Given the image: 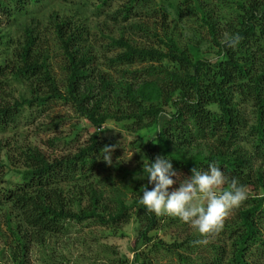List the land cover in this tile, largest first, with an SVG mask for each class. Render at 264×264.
Wrapping results in <instances>:
<instances>
[{
	"label": "trees",
	"instance_id": "trees-1",
	"mask_svg": "<svg viewBox=\"0 0 264 264\" xmlns=\"http://www.w3.org/2000/svg\"><path fill=\"white\" fill-rule=\"evenodd\" d=\"M42 1L0 0V10L4 13L13 8L25 14L29 6ZM115 1L117 7L106 12ZM228 1L230 7L235 5L236 8L226 20L223 31L242 38L235 48L224 43L225 35L220 36L221 25L216 23L219 21L215 22L199 0H194L217 48L215 56L192 55L171 36L161 40L165 49L137 45L118 36L111 38L109 46L119 50L105 57V61L108 68H117L126 80L115 83L98 72L96 88L90 83L94 82L90 77L94 54L86 44L84 25H76L70 18L53 16L55 38L66 61L63 91L52 75L46 53L42 52L38 30L27 25L12 59L0 64V129L14 125L25 107L63 99L71 101L79 114L95 127L119 118V113L121 118L131 119L132 126L138 129L152 125L157 133L153 146L146 152L148 161L154 162L157 156L171 159L179 180L190 177L192 168L203 171L217 163L230 179L237 178L246 187L261 182L263 175L253 168V159L264 160V0ZM151 2L153 0H83L81 6L91 7L97 17L104 15L117 21L120 16L121 21L128 22L138 10L145 14L154 11ZM131 24L142 28L139 22ZM141 63L148 65L142 69H122ZM9 80L26 83L29 96L13 97L12 101L4 95L1 98ZM166 107H172L173 111L166 114ZM98 134L95 130L87 143L77 147L74 153L53 159L46 158L35 147L16 148V157L7 152V159H14L22 167L19 180L11 185H4L6 174L0 162L1 203L16 209L21 222L16 229H11L10 213H5L6 226L15 242L12 257L16 264H24L32 242L42 244L47 235L63 234L66 222L91 221L117 227L132 219L137 224L134 257L118 264H152L137 251L138 242L149 243V233L158 229L164 220L173 224L179 218L157 216L140 203L143 188L154 187L144 167H141L143 179L130 191V203L117 186L109 193L99 191L89 181L85 185L74 183L67 190L62 188L66 182L73 183L75 176L84 172L91 158L97 155ZM243 143L251 149L243 147ZM9 146L0 142V151ZM192 149L195 152H191ZM179 180L173 188L179 187ZM226 224L231 242L230 251L224 254L229 255L225 257L228 260L223 263V259L215 257L195 264H248L246 257L253 247L260 248L264 257L263 196L249 195ZM22 226L27 229L21 233ZM152 246L153 250L176 252L183 242L159 240Z\"/></svg>",
	"mask_w": 264,
	"mask_h": 264
},
{
	"label": "rangeland",
	"instance_id": "rangeland-1",
	"mask_svg": "<svg viewBox=\"0 0 264 264\" xmlns=\"http://www.w3.org/2000/svg\"><path fill=\"white\" fill-rule=\"evenodd\" d=\"M81 1L83 0H43L29 6L25 14L13 8L6 10L7 13L0 10V64L12 59L14 48L18 47L24 28L29 25L38 30L42 52L46 53L52 75L59 89L63 91L67 75L66 61L55 38L54 15L70 18L72 23L85 26L86 44L94 54L90 76L94 81L90 82L94 86L92 88H96L98 72L107 75V78L115 83L126 80L117 72V68H108L105 61V57L112 56L119 50L109 46L111 38L118 36H123L137 45H152L162 49L165 48L161 40L171 36L181 48H187L192 55L203 58L215 56L217 48L212 43L207 24L193 4L194 0H153L151 3L154 11L145 14L138 10V14L128 22L121 21L120 16L117 21L104 15L97 17L91 7L81 6ZM116 2L112 3L106 12L113 11L117 7ZM199 3L211 14L214 21H219L215 22L222 27L220 36L225 35V22L236 6L230 7L231 2L228 0H199ZM163 10L166 11L165 17ZM135 22H139L142 28L132 27L131 23ZM147 65L134 64L123 66L122 69H142ZM28 89L24 82L9 80L1 98L4 95L12 101L13 97H28ZM165 111L169 114L173 109L166 107ZM118 116L117 119H109L100 127H95L79 114L71 101L56 99L43 106L23 108L14 125L5 130L0 129V142L10 144L9 148L0 151V162H3L6 174L4 185L18 181L22 169L19 162L7 159V152L16 157V148L35 147L46 158L53 159L74 153L77 147L87 143L90 133L96 130L99 133L97 155L91 158L84 172L75 176L73 183L66 182V185L62 184V188L67 190L74 183L85 185L89 181L94 183L99 191L109 193L113 186H117L130 203V191L143 179L141 167H144V160H148L146 152L148 147L153 146L157 132L152 125L138 129L132 126L131 119L121 118V113ZM242 146L251 149L247 144L243 143ZM105 148L110 149L105 152ZM191 152L195 150L192 149ZM106 155L111 156V165L104 160ZM253 160V168L262 173L263 179L246 188L249 195L264 197L261 195L264 193V160ZM81 199L83 202L84 197ZM75 207L78 209L79 205ZM236 211L237 209L233 211L225 225L228 220L233 219ZM7 212L10 213L11 229L21 225L18 211L0 200V264H16L12 257L15 246L13 234L6 226ZM66 225L63 234L47 235L42 244H29L24 264H118L124 259L132 260L134 257L137 224L133 219L117 227L102 226L91 221H71L66 222ZM25 229L27 228L22 226L20 232ZM149 235L151 241L147 244L138 242L136 248L152 264H195L209 262L215 257L223 259L222 262L225 263L228 260L225 257L229 255L224 254L231 249L229 230L226 226L219 234L208 237V243L204 245H193L192 242L201 237L195 229L180 219L173 224L164 220L158 229L151 231ZM159 240L176 244L183 242V246L176 252L153 250L152 244ZM262 255L260 248L253 247L246 257L247 263L264 264Z\"/></svg>",
	"mask_w": 264,
	"mask_h": 264
},
{
	"label": "clouds",
	"instance_id": "clouds-1",
	"mask_svg": "<svg viewBox=\"0 0 264 264\" xmlns=\"http://www.w3.org/2000/svg\"><path fill=\"white\" fill-rule=\"evenodd\" d=\"M241 39L238 34L226 33L224 43L235 48ZM104 160L111 165V156L106 155ZM143 171L154 187L151 190L147 186L143 188L140 203L157 216L179 218L189 224L201 237L193 241V245L207 244L208 237L219 234L233 211L249 198L246 186L237 178L230 179L217 163L203 171L192 168L190 177L179 180L171 159L157 156L151 163L144 160ZM177 180L179 187L173 188ZM170 188L173 190L169 191Z\"/></svg>",
	"mask_w": 264,
	"mask_h": 264
}]
</instances>
